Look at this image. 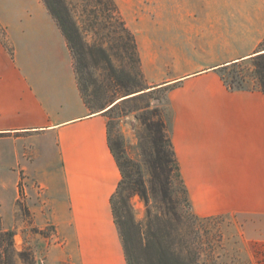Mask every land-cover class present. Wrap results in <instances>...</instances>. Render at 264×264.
Returning a JSON list of instances; mask_svg holds the SVG:
<instances>
[{
  "label": "crops",
  "instance_id": "0c3cea01",
  "mask_svg": "<svg viewBox=\"0 0 264 264\" xmlns=\"http://www.w3.org/2000/svg\"><path fill=\"white\" fill-rule=\"evenodd\" d=\"M114 2L135 38L149 89H165L164 122L193 213L264 222V93L233 90L220 74L260 53L264 6ZM174 28L184 30L188 44L209 37L225 59L183 68L185 56L162 41L163 31ZM248 35L251 50L239 52L233 43ZM104 111L83 100L73 56L42 0H0V166L38 185L26 206L41 229L54 227L49 254L58 261L127 264L111 210L121 175Z\"/></svg>",
  "mask_w": 264,
  "mask_h": 264
},
{
  "label": "rangeland",
  "instance_id": "374dc122",
  "mask_svg": "<svg viewBox=\"0 0 264 264\" xmlns=\"http://www.w3.org/2000/svg\"><path fill=\"white\" fill-rule=\"evenodd\" d=\"M63 2L69 18L78 29V37L74 40L78 54L73 56V62L78 70L83 98L91 109H101L112 101L119 102L142 94L117 103L118 105L106 113L111 143L120 140L125 157L138 162L141 160L143 145L142 122L154 118V109L164 118L165 89H149L141 70L137 44L136 54L131 48L133 34L126 25L127 31L122 29L120 21L123 17L121 14L118 17L112 11L110 2ZM229 3L235 10L245 5L264 6V0H230ZM161 36L165 45L176 47L177 52L185 56L188 62L184 63L183 68L186 69L206 67L226 57L220 55L219 45L208 44L206 41L210 42L209 37L203 35L196 36L192 44L185 41L187 35L183 29L163 31ZM250 40L248 35L244 40L234 42L233 46L239 52H247L252 48ZM256 51L264 56V36ZM261 62L255 55L245 61L231 64L220 71L221 78L233 90L264 91V82H261L257 71ZM142 89L147 90L126 96ZM1 177L4 185L2 188ZM14 178L15 174L10 176L9 173H4L0 166V264H71L69 261H58L56 254H49L50 246L56 244L55 238L52 237L54 227L46 226L41 229L26 206L31 192L35 196L39 194L38 185L23 182L22 174H19L17 179ZM174 199L178 202L179 220L164 217L158 222L153 219V230L148 233L153 241H162L165 252L163 261H160L155 246L141 247L142 237L131 230L134 264H264V236H261L264 222L247 216L200 218L193 213L188 196V205L185 203L178 187L174 189ZM116 200L120 201L118 196ZM130 205L134 220L144 227V204L134 196L130 199ZM150 206L154 215L159 212L155 205ZM6 231L13 233L12 247L10 253L3 256L2 250L7 242L1 234ZM20 253L24 257L19 256Z\"/></svg>",
  "mask_w": 264,
  "mask_h": 264
},
{
  "label": "trees",
  "instance_id": "16d2710c",
  "mask_svg": "<svg viewBox=\"0 0 264 264\" xmlns=\"http://www.w3.org/2000/svg\"><path fill=\"white\" fill-rule=\"evenodd\" d=\"M107 1L110 2L112 11L120 17L119 10L114 0ZM42 2L65 37L71 55L77 56L78 52L75 50L76 46L74 44V40L78 37V29L75 23H73V21L69 18V13L65 3L63 0H42ZM120 24L122 29L127 31L123 20L120 21ZM131 40V48L136 54V43L132 35ZM257 56L262 60L257 71L261 78V82L263 83L264 56L262 54ZM137 63L139 64V58H137ZM226 67L227 66L221 68L220 71L222 72V70ZM74 69L79 91L82 95V88L80 86V80L78 79V70L75 65ZM147 89L128 93L126 96L136 94ZM262 92L264 93L263 90ZM139 95L142 94L131 96L119 102L133 99ZM119 102L112 101L108 106L102 107L101 109L105 110L104 112L107 113L118 105L117 103ZM85 103L89 106V108H91L86 101ZM152 111L154 113V118L143 120L142 122L144 128L140 161L135 162L126 158L122 148V142L120 140H116L114 144H112L109 139V145L121 175L117 189L110 200L111 210L114 222L121 237L127 264H134L131 230L136 231V233L142 237L140 239L141 247L149 248L150 246H155L159 252L160 261H163L165 252L163 251L164 246L162 245V241L160 239H155L153 241V239L149 238L148 235V233L153 230V219L158 222L163 220L164 217H172L179 220L177 213L178 202L174 199V189H177V187L183 194L185 203L188 205L187 190L180 173L168 128L160 112L157 109ZM117 196L119 197V202L116 200ZM134 196L138 197L146 208L144 227L134 220L132 214L130 199ZM152 204L155 205L159 211L155 215L152 212V206H150ZM1 235L7 242L2 250V254L5 256L10 253L13 233L6 231ZM19 256L24 257L21 253ZM28 258L29 256H27V259Z\"/></svg>",
  "mask_w": 264,
  "mask_h": 264
}]
</instances>
